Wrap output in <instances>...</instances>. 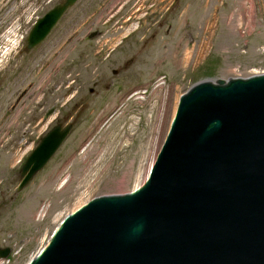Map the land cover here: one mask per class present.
<instances>
[{
    "label": "rangeland",
    "instance_id": "rangeland-1",
    "mask_svg": "<svg viewBox=\"0 0 264 264\" xmlns=\"http://www.w3.org/2000/svg\"><path fill=\"white\" fill-rule=\"evenodd\" d=\"M64 1L0 0V41L14 27L18 40L0 63V248L14 253L0 264H27L90 200L141 187L193 85L264 72L263 0H255L252 33L238 36L227 18L241 0H80L28 49L36 22ZM204 38L201 57L180 66ZM67 124L68 139L18 192L27 157L47 132Z\"/></svg>",
    "mask_w": 264,
    "mask_h": 264
},
{
    "label": "water",
    "instance_id": "water-1",
    "mask_svg": "<svg viewBox=\"0 0 264 264\" xmlns=\"http://www.w3.org/2000/svg\"><path fill=\"white\" fill-rule=\"evenodd\" d=\"M78 1L65 0L39 19L28 49ZM71 131L57 126L41 140L18 191ZM10 254L0 249V259ZM28 264H264V74L193 85L146 183L94 198L65 217Z\"/></svg>",
    "mask_w": 264,
    "mask_h": 264
},
{
    "label": "bare ground",
    "instance_id": "bare-ground-1",
    "mask_svg": "<svg viewBox=\"0 0 264 264\" xmlns=\"http://www.w3.org/2000/svg\"><path fill=\"white\" fill-rule=\"evenodd\" d=\"M212 0H207L209 3ZM238 4V10L231 14L230 17L227 18V22L229 27L231 28V33L241 34L245 32V35H249L252 33L254 28L256 27L255 21V12H256V3L255 0H241ZM204 32L207 34L212 26V21L207 20L205 22ZM17 30L12 28L11 30L7 31L2 37L0 41V54H2V58L0 60L1 65H3V59H5L12 51L17 48L18 40L16 39ZM209 39H205L202 41V44L199 46V50L193 55L186 53L183 58L179 59L180 66H187L194 62V60H198L201 55L204 53L205 46L208 45ZM203 50V51H202ZM61 55V50H56L47 60L46 65L47 67L51 66ZM264 74V72L262 73ZM261 75V74H260ZM159 138H161V133L159 134ZM138 188V187H137Z\"/></svg>",
    "mask_w": 264,
    "mask_h": 264
}]
</instances>
